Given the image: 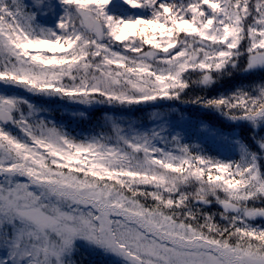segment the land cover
Masks as SVG:
<instances>
[{
  "label": "snow or ice",
  "instance_id": "6c2138e0",
  "mask_svg": "<svg viewBox=\"0 0 264 264\" xmlns=\"http://www.w3.org/2000/svg\"><path fill=\"white\" fill-rule=\"evenodd\" d=\"M86 261L264 264V0H0V264Z\"/></svg>",
  "mask_w": 264,
  "mask_h": 264
},
{
  "label": "rangeland",
  "instance_id": "374dc122",
  "mask_svg": "<svg viewBox=\"0 0 264 264\" xmlns=\"http://www.w3.org/2000/svg\"><path fill=\"white\" fill-rule=\"evenodd\" d=\"M73 111H64L61 112H55V118L58 122H62L64 124L69 125L71 129L76 130L77 132H85L89 130L92 125L95 123L94 121H88V120H80V119H72L71 113Z\"/></svg>",
  "mask_w": 264,
  "mask_h": 264
},
{
  "label": "trees",
  "instance_id": "16d2710c",
  "mask_svg": "<svg viewBox=\"0 0 264 264\" xmlns=\"http://www.w3.org/2000/svg\"><path fill=\"white\" fill-rule=\"evenodd\" d=\"M88 106H82V108L80 109H72V108H67V109H63L64 111H82L83 108H86ZM62 110H57V112H61ZM189 112L193 111L192 109H188ZM102 109L100 108H89L88 112H87V119L88 121H96L97 117H99L101 115ZM203 118L208 120L210 123H215V117H213L211 114H205L203 115ZM89 259H96L95 257H89ZM85 264H87V261L85 262Z\"/></svg>",
  "mask_w": 264,
  "mask_h": 264
}]
</instances>
